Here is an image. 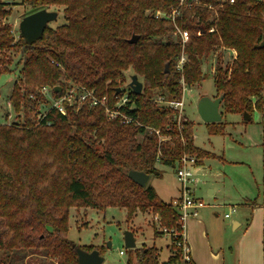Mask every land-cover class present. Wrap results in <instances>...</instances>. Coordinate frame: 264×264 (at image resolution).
Wrapping results in <instances>:
<instances>
[{"label": "trees", "instance_id": "obj_1", "mask_svg": "<svg viewBox=\"0 0 264 264\" xmlns=\"http://www.w3.org/2000/svg\"><path fill=\"white\" fill-rule=\"evenodd\" d=\"M22 2L30 13L61 8L65 22L49 24L30 46L21 34L16 38L7 21L16 0H0V76L12 72L15 56L22 65L10 95L19 120L0 123V264L12 262L20 251L41 254L53 264H80L78 248L102 255L95 245L69 239L72 207L125 208L128 222L137 210L151 209L167 228L179 226L174 200H163L154 186H141L128 173L160 177L158 163L176 169L184 155L198 161L213 155L196 145V123L185 115L180 130L176 110L157 99L180 100L182 76L188 87L205 80L203 67L218 48L237 52L226 65L222 53L217 55L214 81L217 97L224 96L222 115L264 110V0ZM173 9L178 10L174 18ZM157 11L164 15L157 17ZM177 28L187 37L184 45ZM133 35L138 40L131 43ZM183 51L188 61L180 72L176 64ZM128 71L143 83L141 93L126 83ZM71 84L107 95L110 108L127 92L130 100L121 110L139 123L110 119L105 107L88 102L66 103V114L41 106L47 102L43 86L59 97ZM207 126L210 134L227 133L224 121ZM169 239L167 263L172 264L181 259V249L173 236ZM129 252L128 264H165L156 245Z\"/></svg>", "mask_w": 264, "mask_h": 264}, {"label": "rangeland", "instance_id": "obj_2", "mask_svg": "<svg viewBox=\"0 0 264 264\" xmlns=\"http://www.w3.org/2000/svg\"><path fill=\"white\" fill-rule=\"evenodd\" d=\"M16 5L11 7L12 14L7 18L11 23L16 38L20 36L19 23L22 18L32 11L28 4L22 0H16ZM48 10H55V7H50ZM58 17L56 20L50 22V25L56 26L65 22L63 11L61 8L58 10ZM222 53L223 64H229L230 53H225L222 48L215 50L214 54L206 61L203 70L207 73L208 77L200 83L194 84L191 87L186 86L184 89V102L185 113L187 117L193 120L195 125V143L197 146L216 153L218 156L225 155L228 158H244L251 162L249 164H241L237 166L236 171L239 174L245 175L247 180L254 179V176L260 177L262 169L261 157L258 156V148L249 145L243 150L238 146L233 145L229 134H210L208 131L207 123L204 122L198 112V102L203 95L211 98L217 97V89L215 86V66L217 64V55ZM188 58V57H187ZM19 56H15L13 63L10 65L11 73L2 74L0 76V123L14 122L19 120L17 114L14 112L10 104V95L13 90L15 81L21 75V64H18ZM126 83L132 80L133 74L127 72ZM125 85V87L127 86ZM183 86V85H182ZM183 90V88H182ZM225 113V112H224ZM253 121H261L264 119V110H255L252 114ZM243 119V114L226 113L223 115L221 121L226 122V132H231V136L239 138L244 143L251 144V138L247 137L244 133V124H238V121ZM236 126V129L233 127ZM230 129H229V128ZM142 135H138V139H142ZM231 150H230V149ZM257 149V150H256ZM257 152V155H256ZM214 155V154H213ZM208 157L204 159L203 165H195L193 167L196 177L200 178L195 188L197 196H203L206 202H214L213 198L209 195L208 187L214 184L217 180L216 175H211L219 169L220 160L218 157ZM251 155V160L248 156ZM158 169L162 175L158 177L152 174L149 179V184L154 186L158 195L169 201L173 196H177L179 181L176 175V169L163 163L157 164ZM209 172L203 174L202 172ZM147 183V184H148ZM155 214L151 209L141 211L137 210L132 219L127 221V211L125 208L109 207L106 210L94 209L89 207H72L69 217V233L68 237L77 245L90 246L95 245L102 250L104 257L103 264H128L130 256L129 249L125 245L124 233L127 229L135 232L137 247L143 245L152 246L156 245L162 248L161 257L164 259L168 255V248L166 244V237L159 235L155 232L160 229V225L156 222ZM162 232H160L161 234ZM167 236V235H166ZM124 251V254H121ZM18 257L13 259L12 262L8 261L7 264H53L50 258L41 254H32L30 251H20ZM1 256V252H0Z\"/></svg>", "mask_w": 264, "mask_h": 264}, {"label": "crops", "instance_id": "obj_3", "mask_svg": "<svg viewBox=\"0 0 264 264\" xmlns=\"http://www.w3.org/2000/svg\"><path fill=\"white\" fill-rule=\"evenodd\" d=\"M222 50L230 53L231 61L237 55L235 50L226 48ZM238 124L245 125L244 133L251 138V144L231 136L229 131L226 134L233 140L231 141L233 145L243 150L249 145L258 148L256 150L262 161L261 174L259 178L255 175L254 179L251 177L247 180L245 175L236 171V168L241 164L251 165V162L244 158L218 156L212 152L213 157L220 160L219 169L215 174L211 172V175H216L217 180L208 187L209 195L214 202H206L203 196H197L194 188L195 197L204 200L205 206L198 210L197 215H191L186 219V240L195 264H264V119L248 124L239 120ZM233 129H236V126ZM204 159L198 161L197 165H203ZM248 159L253 158L249 155ZM198 183L199 177L195 186ZM178 192L179 194L173 196L171 200L180 196V185ZM226 213H230V216L226 217ZM163 236L167 239L168 255L164 259L161 257V260L167 261L171 255L170 239L166 235ZM160 249L162 251V248Z\"/></svg>", "mask_w": 264, "mask_h": 264}, {"label": "built area", "instance_id": "obj_4", "mask_svg": "<svg viewBox=\"0 0 264 264\" xmlns=\"http://www.w3.org/2000/svg\"><path fill=\"white\" fill-rule=\"evenodd\" d=\"M7 1V0H2ZM198 1V0H195ZM222 2H229L233 3L234 0H221ZM184 0H181V3H183ZM178 12L177 9H173L172 11V18H174L175 14ZM164 13L161 11L156 12V16H163ZM178 33L182 36V42L183 45L186 42V35L184 32L177 28ZM213 30V28L211 29ZM188 61L187 55L183 51L180 58L177 61L176 68L178 71L183 72L184 65ZM181 83L183 85V91L186 89V82L184 77L181 78ZM54 88L50 86H43L40 89V93L45 96L47 99V102L40 101L41 106L46 109H50L52 107H55L58 109L61 113L66 114V103L69 105H75L77 104L80 106L81 104L88 102L91 106H103L106 108V112L108 114V117L110 119L113 118H120L121 122L124 124H128L131 122H136L137 119H135L133 116L128 115L124 113L121 110V107L125 105L129 100V94L125 91L121 92L120 96L118 97V101L115 104L114 108H110L108 106V96L102 95L99 96L95 94V92L91 89H88L81 85H75L71 84L66 87L65 90H62V94L59 97H54L53 95ZM160 102L165 103L167 106L173 108L176 110V119L178 121V127L181 130L182 129V118L185 116V102H184V92L182 94V97L180 100H164L162 97H159L157 99ZM42 117V115H40ZM156 132L159 134V130H156ZM198 160L196 156L194 155H184L179 160L178 165L176 167V175L180 184V196L177 199H174L173 203L175 207L177 208L179 212V226L174 228H167L161 223V217L159 215L155 216L156 222L160 225V229L163 233L168 235L169 237L173 236V243L176 244L178 248L181 249V259L179 261H176L172 264H195L192 254H191V248L186 240V234H185V226H186V219L191 215H197L198 210L201 207L205 206L204 200L195 197L193 191L195 183L197 182V177L194 173L193 167L197 164ZM226 217L230 216V213L225 214ZM121 254H124V251H121Z\"/></svg>", "mask_w": 264, "mask_h": 264}, {"label": "water", "instance_id": "obj_5", "mask_svg": "<svg viewBox=\"0 0 264 264\" xmlns=\"http://www.w3.org/2000/svg\"><path fill=\"white\" fill-rule=\"evenodd\" d=\"M58 17V11L48 10L46 8L39 9L35 12H32L22 18L19 23L20 33L28 43V45H32L35 41L40 39L50 22L56 20ZM138 40V35H133L129 42L134 43ZM261 46L264 47V39L261 42ZM169 65H166V69L168 70ZM129 86L136 92L141 93L143 89V83L139 80L137 75L132 76V80L129 83ZM55 89L57 91L61 90V86H56ZM122 88H118L117 92H120ZM224 96L220 95L215 98H211L207 95H203L198 102V112L202 118V120L206 123L220 122L223 118V115L220 110L221 103L223 101ZM243 118L246 121L251 120L252 115L244 111ZM129 177L132 178L135 182L140 184L141 186H145L149 179L150 174L140 171V170H130L128 173ZM125 245L128 249L135 248L136 238L135 234L132 230L127 229L124 233ZM78 258L80 264H103L104 257L100 254L98 249H94L92 251H86L84 249L78 248ZM165 264H168L165 261Z\"/></svg>", "mask_w": 264, "mask_h": 264}]
</instances>
